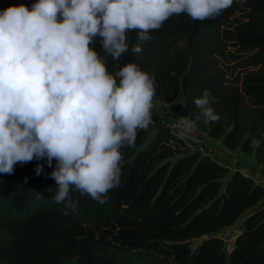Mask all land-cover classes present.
Instances as JSON below:
<instances>
[{
  "label": "trees",
  "instance_id": "obj_1",
  "mask_svg": "<svg viewBox=\"0 0 264 264\" xmlns=\"http://www.w3.org/2000/svg\"><path fill=\"white\" fill-rule=\"evenodd\" d=\"M36 2L0 0V11L31 10ZM150 35L141 43L136 31L126 32L129 51L118 61L105 55L98 37L90 47L110 75L130 63L154 74L152 102L179 98L174 110L200 133L264 164V0H233L205 21L174 14ZM136 45L141 52L132 51ZM238 62L250 68L230 81ZM204 90L217 97L211 107L220 117L208 125L194 104ZM120 151V183L108 200L101 205L73 192L77 210L67 216L51 199V168L36 175L33 161L0 174V264H264V186L194 151L167 126L138 129L135 145ZM240 220L225 255L216 233Z\"/></svg>",
  "mask_w": 264,
  "mask_h": 264
},
{
  "label": "clouds",
  "instance_id": "obj_2",
  "mask_svg": "<svg viewBox=\"0 0 264 264\" xmlns=\"http://www.w3.org/2000/svg\"><path fill=\"white\" fill-rule=\"evenodd\" d=\"M232 2L37 0L31 10L20 5L0 11V174L36 161V175L45 165L52 169L51 199L64 205L63 215L76 213L73 192L104 204L120 183L121 147H133L137 130L153 123L156 89L154 74L134 63L110 75L104 57L90 47L94 38L118 61L129 51L126 32L136 31L143 43L174 14L215 19ZM217 102L208 90L194 100L204 125L219 120L211 107ZM177 123L187 131L195 125L188 117Z\"/></svg>",
  "mask_w": 264,
  "mask_h": 264
},
{
  "label": "rangeland",
  "instance_id": "obj_3",
  "mask_svg": "<svg viewBox=\"0 0 264 264\" xmlns=\"http://www.w3.org/2000/svg\"><path fill=\"white\" fill-rule=\"evenodd\" d=\"M233 65V63H231ZM245 64L238 62L236 72L234 73L233 78L229 77V80L232 81L235 77L243 76L244 72L250 67H243ZM179 98L171 99L167 102H162L160 100H154L152 102L151 115L153 120V125L158 126H167L169 130L174 123H177L178 118H181L179 113L174 110V105L179 102ZM184 129V127L182 126ZM185 130V129H184ZM186 132L190 133L195 141L185 142L192 146L194 151H201L203 154L209 155L217 163L226 165L230 170H239L250 177L258 184L261 185L258 181H264V164H258L253 154L244 153L238 149L231 150L222 145L220 140L213 139L206 135L205 133H200L195 127L191 131ZM173 133V132H172ZM264 183V182H263ZM260 205H264V198L259 202ZM249 212V211H247ZM241 220L229 227L221 228L216 233L217 237L221 238L224 242V251L225 255H228L233 249V244L235 238L239 234ZM202 239H194L192 241V248L198 245ZM62 264H78L75 261H65Z\"/></svg>",
  "mask_w": 264,
  "mask_h": 264
},
{
  "label": "built area",
  "instance_id": "obj_4",
  "mask_svg": "<svg viewBox=\"0 0 264 264\" xmlns=\"http://www.w3.org/2000/svg\"><path fill=\"white\" fill-rule=\"evenodd\" d=\"M171 130L176 136L178 139H180L181 141L183 142H193L195 141V138L188 132H186L182 126H178V123H174L172 126H171Z\"/></svg>",
  "mask_w": 264,
  "mask_h": 264
},
{
  "label": "crops",
  "instance_id": "obj_5",
  "mask_svg": "<svg viewBox=\"0 0 264 264\" xmlns=\"http://www.w3.org/2000/svg\"><path fill=\"white\" fill-rule=\"evenodd\" d=\"M241 173L244 174V175H246V176H249V177L251 176V175H247V174L243 173L242 171H241ZM258 182H260L261 185L264 186V183H263L264 181L263 182L262 181H258Z\"/></svg>",
  "mask_w": 264,
  "mask_h": 264
}]
</instances>
